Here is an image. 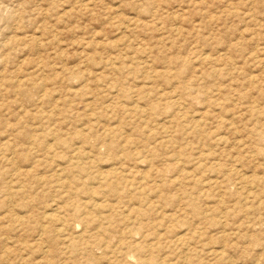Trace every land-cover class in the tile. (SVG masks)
<instances>
[{"label": "rangeland", "instance_id": "1", "mask_svg": "<svg viewBox=\"0 0 264 264\" xmlns=\"http://www.w3.org/2000/svg\"><path fill=\"white\" fill-rule=\"evenodd\" d=\"M0 264H264V0H0Z\"/></svg>", "mask_w": 264, "mask_h": 264}]
</instances>
